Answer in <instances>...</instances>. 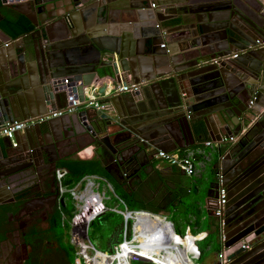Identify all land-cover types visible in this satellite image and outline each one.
Here are the masks:
<instances>
[{
	"label": "water",
	"instance_id": "water-1",
	"mask_svg": "<svg viewBox=\"0 0 264 264\" xmlns=\"http://www.w3.org/2000/svg\"><path fill=\"white\" fill-rule=\"evenodd\" d=\"M15 1L3 6L24 15L45 46L29 47L21 43V37L14 40L9 36L10 44L0 45V123H25L12 139L0 141V164L5 157L18 164L19 172H25L24 164L30 160L26 152L32 146L43 147L44 143L54 152L52 137L63 124H67V131L75 138L88 135L95 139L101 134L98 123H103L106 130L121 125L120 119L126 118L140 128L131 133L146 156L149 148L173 152L196 146L190 121L202 120L212 141H219L221 136L238 137V142L228 147L220 161L223 186L231 189L223 214L226 225L241 211L246 217L235 230L229 232L228 227L224 228L225 247L264 233V48L252 46L257 37L264 38V0H253L252 4L244 1L239 7L234 4L227 16L213 15L209 24L185 13L183 18L189 21L190 30L186 35L165 41V48L160 47L163 38L148 31L151 24L147 21L154 20L146 12L155 0H142L137 5L132 0ZM58 2H62L59 12ZM170 3L157 0L156 12ZM112 6L122 18L135 19L144 29L134 50L125 45L123 36L110 37L114 42L108 44L106 35L98 34L94 28L99 18H107ZM55 25L62 26L58 37L54 36ZM12 50L20 51L21 55L10 58ZM236 52H240L238 57L219 66L199 64L205 58ZM34 63L38 81L34 76L32 82L30 64ZM102 78L110 80L113 86L133 82L139 85V90L98 97L109 105L107 110L86 107L84 88L94 86ZM96 93L103 96L105 91L98 88ZM252 99L261 108L248 106ZM72 100L80 103L74 112L37 123L46 110L66 109ZM207 117L214 121L211 129ZM31 119L36 122L31 124ZM182 131H186L190 143L185 141ZM46 134H50L48 140L42 143ZM12 151L18 153L15 159L9 156ZM23 178L21 174L19 182ZM243 178L252 183L241 198L237 188ZM213 188H217L216 183L210 185L209 191ZM259 248H264V243L231 264L250 263Z\"/></svg>",
	"mask_w": 264,
	"mask_h": 264
},
{
	"label": "flooded vegetation",
	"instance_id": "flooded-vegetation-1",
	"mask_svg": "<svg viewBox=\"0 0 264 264\" xmlns=\"http://www.w3.org/2000/svg\"><path fill=\"white\" fill-rule=\"evenodd\" d=\"M140 1L142 0H132V4L137 5ZM156 1L157 0L150 4V11H153V13L156 12ZM165 1H170L172 3L165 7L166 12L164 21L160 23L153 22L152 20L147 21L148 24H151L148 31L151 32L152 35H158L157 38H163V42L160 45L161 48H165L166 42L169 40L176 39V37L180 35H186L187 31L190 30L188 28L189 21L187 18H183V14L185 13L188 17L192 16L197 18L202 24H209V18H212L213 15H220L221 17L227 16L234 4L238 5L237 7L244 4V1L252 4L251 0ZM211 8L212 10L210 11L209 9ZM58 9L59 8L57 7L56 11ZM131 22L137 24L136 21ZM143 30L144 29L140 28V30L136 31L135 35L138 38H142L141 34ZM31 32L18 37H23L25 35L32 36ZM139 41L140 40L137 39V44ZM254 48L258 49L259 47ZM239 53L240 52L237 53V57L240 55ZM129 84H133V82ZM137 90H139V87ZM249 103L250 101L248 102V106ZM242 108L243 106H240V109ZM236 111L239 112V110ZM120 115H123V113ZM120 122L121 125L106 127V130H104L103 123H98L97 128L100 130L101 134L95 139L88 135H81L80 137L75 138L68 132H56L54 138L52 137L53 147L55 148L54 152H52L51 146L45 143L43 144V147L32 146L28 150L29 152H26L28 153L30 160L24 164L25 172H19L18 164L8 161L5 157L2 158L0 164V264H30L36 256H34L35 252L40 251V248L37 246L40 242V238L44 239L43 249L47 251L46 245L52 243L50 240H47V238L53 228H55V224L58 222V217L60 216L61 220V213H67L71 210L69 209L70 207L67 208V206H65V200L68 198V195L60 192L55 172L57 169L61 168L59 167L61 163L71 159L74 155L73 152L87 142H92L96 146L97 153L103 154L106 168H111L112 163L116 166L117 174L121 173L123 167L126 166L136 167V170L138 169L142 171L148 169L147 164L150 165V163H152V156H145L140 152L142 146L131 133L132 130L138 131L140 128L123 117L120 119ZM206 122L211 129V126L214 123L213 119L207 117ZM190 126L194 130L192 131L194 134L193 141L199 145L204 140V137L208 135V132L202 120L190 121ZM184 129L187 130L185 127ZM49 135L50 134H46L41 138L42 143L48 140L47 137ZM182 136L185 137L187 143L191 142L186 131H182ZM97 138H99V140ZM237 139L238 137H236L234 142L224 143L221 146L219 151L223 158L225 157L228 147H230L231 144L238 142ZM26 145L27 144L24 146L26 147ZM21 146H23V144H21ZM9 156L10 158L15 159L18 157V153L17 151H12L9 153ZM217 167L221 170L220 165ZM18 172L24 175L21 182H19L18 179L21 174ZM243 180L244 182H242ZM250 183L252 182H249L247 178H243L240 180L238 188L235 186L238 189V192L241 193V198L245 197L243 192ZM215 186L216 185H214V187ZM225 188L227 189L226 206L229 202L231 189L227 187ZM215 189L213 188L214 194ZM71 208H73V206ZM245 217L244 212L241 211L237 216H233V220L227 222L226 225L223 214V231L224 228L226 229L227 227L229 232L235 230L245 222ZM251 236L252 247L249 251H252L257 245L264 243V233L259 236ZM259 249L260 250L256 252L255 257H252L251 262L248 264H260L263 262L264 248ZM237 252H240L236 254L237 256H241L245 253L240 250H237L236 253ZM231 259L232 261L234 260L233 258ZM217 263L219 262L215 260L214 264Z\"/></svg>",
	"mask_w": 264,
	"mask_h": 264
},
{
	"label": "built area",
	"instance_id": "built-area-1",
	"mask_svg": "<svg viewBox=\"0 0 264 264\" xmlns=\"http://www.w3.org/2000/svg\"><path fill=\"white\" fill-rule=\"evenodd\" d=\"M1 4L7 5L11 3H16L15 0H0ZM252 46L264 48V38H256ZM237 57V53H231V55H220L209 60L211 65H219L222 62H225L229 59H235ZM67 82V81H66ZM98 86H89L84 88V100L83 103H86V107H94L96 110L108 109L109 105L98 100V97H106L107 95L115 92H135L138 89V85L133 83L129 85H115L108 92H105L104 95H99L96 93ZM80 104L78 100H72L66 109H62L60 111L48 112L46 115L38 118V122H43L47 119L61 116L65 113L74 112V108L76 105ZM253 105V99L250 101L249 106ZM36 121L34 119L30 120L31 124H34ZM25 126L24 122H13V123H0V137L6 139H12L16 132L21 131ZM236 137L234 136H221L219 141H212L211 139L205 140L197 146H192L184 149H178L173 152H165L164 150H156L154 148H149L148 151L151 153L152 158L156 163L164 164L169 167L176 168L180 173H182L185 177L191 179H199L202 177L206 166L212 162L213 155H217L220 153V148L224 143H232ZM223 157L218 155V165H220V161ZM126 174H123L125 177ZM55 177L58 182L59 190L61 193H65L75 202L76 200H83L84 197L76 196V194L80 191V189H85V191L93 194L94 184L96 180L103 181L107 183L110 188L112 186L103 178L97 176H87L84 177L74 188L67 189L64 185L65 179L67 178L66 169L60 168L55 172ZM215 183L217 184V188L215 189V197L210 201V210L212 212V217L216 221V230L219 234L220 241V252L217 253L216 259L219 264H231L232 259L229 256L237 250L247 252L252 247V236H247L242 239L239 243L233 245L230 248L225 247L226 239L223 231V221L222 216L224 213V207L227 200V189L223 186L224 175L221 172L220 168L216 170L215 174ZM78 188V190L76 189ZM113 191V189H112ZM86 196V195H84ZM70 199V198H69ZM99 199V197H98ZM71 200V201H72ZM72 201V206L74 202ZM85 204V203H84ZM84 208L86 211H84ZM99 212L91 219H88L89 215L86 213L92 208L87 206L85 207L83 204L80 207L78 213H73L71 217L66 216L65 213H61V226H65V220H68V225L70 227V243L74 247V255L75 258L72 264H119L117 260L109 262V258L112 256H116L118 252L121 250V243L125 242L129 238L125 234L127 230V223L129 220H132L133 223L131 225V237L134 234V221L137 213L143 214L144 216H148L149 219L145 223H143V227L145 230L151 231L155 227V220L157 217H161L159 214H154L147 211H128L125 210V215H123L124 219V235L122 238V242L120 244H115L113 246V252L107 253L97 250L89 240L87 231L91 223L102 213V210L105 209L98 203L96 207ZM96 209V210H97ZM106 210V209H105ZM101 213V214H100ZM127 214L129 217L127 218ZM164 221H167L173 227V224L167 220L166 217L163 218ZM199 254L196 259H198ZM131 261H136V259H130L128 264H131Z\"/></svg>",
	"mask_w": 264,
	"mask_h": 264
},
{
	"label": "trees",
	"instance_id": "trees-1",
	"mask_svg": "<svg viewBox=\"0 0 264 264\" xmlns=\"http://www.w3.org/2000/svg\"><path fill=\"white\" fill-rule=\"evenodd\" d=\"M0 27L14 39L20 35L31 32L33 28L29 21L22 17L17 20L5 17L0 22ZM206 137L207 136H205L204 139H206ZM59 167L65 168L68 172V176L64 182L67 189L74 188L84 177L87 176H97L105 179L112 186L113 194L116 196L117 202L122 205L123 212L128 210L147 211L154 214L170 213L171 209L175 211L178 209L184 197L191 191L187 179L183 178L181 173L175 172L173 174L174 169H176L174 167H171L172 173L169 175L154 170L151 174L142 177L138 175V173L132 175L128 170L121 172L118 176L120 178L117 179L111 177L98 160L64 162L61 163ZM213 172L216 171L213 169ZM123 174H126V176L123 177ZM136 175L139 177L134 180L133 178ZM162 194L172 196L170 203H166L167 200L161 196ZM72 209L73 208H71V210ZM108 212V210L103 212L94 221L100 220V222H103L102 220L106 218L105 216L113 214H108ZM119 217L121 218V223L117 226L114 234L108 240L111 245L109 244L107 247V253H112L113 246L122 242L124 235V218L122 215H119ZM170 222L173 223L172 221ZM60 226L61 220L59 216L55 228H53L47 238V240L54 243V246L50 251H46L43 249L44 239L40 238V242L37 245L40 248V251L35 252L34 256H36L30 264H72V250L70 249L69 251L68 249L63 248L60 244L61 239L59 234H57V229ZM176 227L173 223L175 234L180 232ZM125 234L129 239L131 238L130 222L127 223Z\"/></svg>",
	"mask_w": 264,
	"mask_h": 264
},
{
	"label": "rangeland",
	"instance_id": "rangeland-1",
	"mask_svg": "<svg viewBox=\"0 0 264 264\" xmlns=\"http://www.w3.org/2000/svg\"><path fill=\"white\" fill-rule=\"evenodd\" d=\"M215 156L216 155H213L212 162L206 166L201 179H192L191 181L187 180L191 191L184 197L178 209L176 211L171 209V214L167 217L168 221H172L175 227L177 226V230L179 229L180 231L177 232L176 235L180 239L181 247L189 250V252L198 250V259H193L190 256L192 262L191 264H214L218 253L217 251L220 248L219 234L214 230L216 222L209 213L208 196L210 185L216 182L214 172L212 170V166L217 161ZM76 189L78 190V188ZM88 193L89 192L85 191V189H80L76 196H79V198L82 196L84 198L83 200L79 199L75 202L71 199L70 195V197L65 200V206H67V208L70 207L69 209H71L73 204L72 201L74 202V205L72 210H69L67 213L65 212V215L71 217L73 213H78L82 204L84 205L85 200L88 197ZM90 195H97L99 199H101V206L106 209H103L101 213L106 212L107 210L109 211L108 214L113 213L105 216L106 218L102 220L103 222H100V220L94 221L89 226L87 231L92 245L97 250L106 252L107 247L110 244L108 240L114 234L117 226L121 223L119 215H125V211L123 212V207L117 202V198L113 194L110 186L103 181L96 180L93 188V194L90 193ZM96 201L100 204L97 199ZM129 222L132 225L133 221L129 220ZM208 232L209 234H207ZM172 233H174L173 230ZM57 234L60 236L61 246L69 251L70 249L72 250L71 257L73 258V261L75 255H73L74 247L70 243V227L68 225V220H65L64 227H58ZM46 246L47 250L50 251L53 244L49 243ZM144 263L148 262H141L138 260L131 261V264Z\"/></svg>",
	"mask_w": 264,
	"mask_h": 264
},
{
	"label": "crops",
	"instance_id": "crops-1",
	"mask_svg": "<svg viewBox=\"0 0 264 264\" xmlns=\"http://www.w3.org/2000/svg\"><path fill=\"white\" fill-rule=\"evenodd\" d=\"M252 3H254L253 0H251ZM57 6H58V10L57 12L59 11H62L61 9V6H62V2H58L57 3ZM3 4H1V1H0V21H2L5 17L7 18H10V19H13V20H17L19 18H23V19H26L24 17V15H22L20 12L16 11V10H12L10 8H4L3 9ZM151 10V8L149 9ZM87 11V10H86ZM165 8L164 9H160L158 10L157 12L153 13V11H147L146 13H151L152 14V18L154 20V22H163L164 19H165ZM89 15H87L86 17H88ZM92 16V15H91ZM27 20V19H26ZM131 21H136V20H133V19H129V18H122V16L115 10V8L112 6L111 9H110V12L107 16V18H99L98 19V25L96 24L94 26V28L97 30L98 34H105L106 36L104 38L108 39V41L110 42H107L108 44H111L112 42H114L112 39H114L115 37L114 36H118L119 38L121 36H123L122 38L124 39L125 41V45L130 48H133V50L135 48H137V36L135 35L136 34V31L137 30H140V26L138 24H135L134 22H131ZM139 26V27H138ZM56 29H54V36H59L60 35V30H62V26L61 25H55ZM58 27V28H57ZM34 28H32V31H33ZM0 30H2L4 33H2V31H0V45H3L7 43H9V39L7 38V36L11 37L9 34H7L1 27H0ZM31 35H25L23 37H21L20 41L21 43H25L26 45H28L29 47H31L32 45L34 44H39L41 45V47L44 48V45H45V41H42L39 37L40 35H37L33 32H31ZM111 37V38H110ZM114 37V38H113ZM12 38V37H11ZM20 37H17L15 39H18ZM258 38V37H257ZM14 39V38H12ZM14 39V40H15ZM120 40V39H119ZM106 43V44H107ZM16 46H20V45H16ZM5 47V46H4ZM8 48H10V46H8ZM3 50L5 48H2ZM9 50V49H8ZM177 50H178V47H177ZM20 51L16 50L14 51L13 53V50L12 52L10 53V58H14L15 56L19 57V54ZM212 58L214 57H210V58H205V59H202L199 64H205V65H209V60H211ZM221 64V63H220ZM219 64V65H220ZM30 69H31V73L29 74L30 76V80H32V82H35V77L36 76V80L38 81V74L36 72V66H35V63L34 64H30ZM217 65V66H219ZM209 66H216V65H209ZM169 69H173L172 66L169 67ZM68 78V77H66ZM29 80V81H30ZM66 84V82H65ZM69 84V82L67 83ZM122 85V84H121ZM129 85V83L127 84ZM95 86H98L100 89H104L105 92H108L112 87H113V84L110 80L108 79H105V78H102V79H99ZM32 98V97H31ZM32 103H33V98H32ZM62 103V102H61ZM63 105V104H62ZM253 106L255 108H261V105L259 103L257 104H253ZM120 108V106H119ZM121 109V108H120ZM52 109H49V110H46V113L45 115L50 112ZM52 111H56V110H52ZM51 111V112H52ZM122 110H120V114H122ZM67 124H63V128L62 129H59L60 132H68L71 134V131H67ZM2 139H6V138H3V137H0V141ZM209 136L207 135L206 139H204L203 141L205 140H209ZM202 141V142H203ZM106 151V150H105ZM104 151V152H105ZM74 155L72 156L71 159H68V161H64V162H71V161H91V160H98L102 166L105 168V170L108 172H111L108 174L117 179V178H120L118 177L119 174H117L118 172L116 171L117 168L116 166H114V164L112 165L111 164V168L108 169V167L106 168L105 167V164H104V157H103V154L102 153H97V150H96V146L92 143V142H87L86 144H84L83 146H81L79 149H77L76 151L73 152ZM147 155H150L151 156V153H149V151H147ZM218 155H220V153H218L215 158H217L216 160H218ZM63 162V163H64ZM146 164V163H145ZM148 169H146L145 171H142V170H136V167H131V166H126V167H123V169L121 170V172H124V171H130V174H136L138 173V175L140 176H145L147 174H151L154 170L155 171H158V172H161L162 174H171V167L167 166V165H164V164H159V163H156L154 161V159L152 158V163H150V165H148ZM218 166V162L216 161L214 163V165L212 166V170L214 169L215 171L218 170L217 167ZM174 169V168H172ZM177 172V173H180L177 169H174V172L173 174ZM205 172V171H204ZM215 173V172H214ZM182 174V173H181ZM138 175H136L133 179L136 180L138 179ZM183 175V174H182ZM203 175V174H202ZM183 178H186L187 180H192L191 178H187L183 175ZM202 178V177H201ZM199 178V179H201ZM164 199L167 200L166 203H170V199H172V196L168 195L167 194H162L161 195ZM160 196V197H161ZM208 196H209V213L212 214L211 210H210V201L213 199V197H215V194L213 193V191H209L208 192ZM171 213H160L159 215H162L164 217H168ZM168 220V219H167ZM170 221V220H169ZM214 230H215V227H214ZM216 231V230H215ZM209 234V232L207 233ZM181 246V245H180ZM221 248V247H220ZM220 248H219V251L220 252ZM184 249V248H183ZM196 252H198V250H194ZM231 255H234L232 258L235 260V259H238L239 257L241 256H237L236 255V251L234 253H232ZM217 260V259H216ZM233 260V261H234Z\"/></svg>",
	"mask_w": 264,
	"mask_h": 264
},
{
	"label": "bare ground",
	"instance_id": "bare-ground-1",
	"mask_svg": "<svg viewBox=\"0 0 264 264\" xmlns=\"http://www.w3.org/2000/svg\"><path fill=\"white\" fill-rule=\"evenodd\" d=\"M96 199L100 202L97 195L88 193L84 204L85 207L92 208L86 213L89 215L88 219L99 212L96 208L98 204ZM147 219L148 216L137 213L133 225V237L121 243V250L116 256L110 257L109 262L117 260L119 264H128L130 259L140 258L152 264H191V257L197 258L198 252H189L180 246V239L172 233L173 227L169 222L157 217L154 221V229L148 231L143 227Z\"/></svg>",
	"mask_w": 264,
	"mask_h": 264
}]
</instances>
